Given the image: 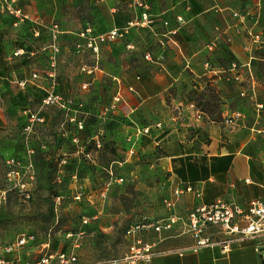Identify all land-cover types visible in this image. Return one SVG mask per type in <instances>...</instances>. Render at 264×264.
<instances>
[{"label": "crops", "instance_id": "crops-1", "mask_svg": "<svg viewBox=\"0 0 264 264\" xmlns=\"http://www.w3.org/2000/svg\"><path fill=\"white\" fill-rule=\"evenodd\" d=\"M18 2L30 18L37 19L41 39H46L43 24L54 18L67 21L57 3L42 1L37 9L35 0ZM257 4L258 0L91 1L87 15L100 32L101 51L116 60L112 73L119 107L135 125L150 127L145 147L163 151V163L171 171L170 196L174 189H182L175 198L182 207L186 201L192 207L222 200L247 208L251 200L264 198V103L256 98V66L264 56L252 58L255 44L248 35L249 30L257 31L256 12L261 11ZM235 11L246 13L243 22L233 16ZM144 12L152 22L128 26L139 23ZM74 17L70 21L76 29L79 23ZM0 26L5 27L2 21ZM113 28L122 35L111 38ZM9 30L10 34L0 33V84L22 91L14 82L26 79L25 69L16 63L22 58L11 56L18 46L16 32L22 30ZM147 51L152 60L145 59ZM235 74L243 84L232 78ZM242 88L244 96L239 94ZM186 194L193 195L192 202ZM42 238L35 236L0 253L24 264L37 256ZM261 247L264 236L244 237L232 241L226 253L219 245L201 246L196 251L162 250L146 260L111 264H261ZM77 252L92 264L84 242Z\"/></svg>", "mask_w": 264, "mask_h": 264}, {"label": "rangeland", "instance_id": "rangeland-1", "mask_svg": "<svg viewBox=\"0 0 264 264\" xmlns=\"http://www.w3.org/2000/svg\"><path fill=\"white\" fill-rule=\"evenodd\" d=\"M35 1L37 9L42 1L57 3L67 21L51 20L59 28L58 51L52 67L43 48L48 44L46 33L44 40L40 34L33 37L16 32L17 47L32 52L24 54L16 63L25 69L24 78H30L32 72L38 78L32 83L26 82L22 91L0 84V188L4 186L5 160L25 157L27 148L32 149L34 173L28 199L7 192L0 203V250L20 234L41 238L50 229L59 239L60 233L78 227L79 216L85 210L97 216L96 226L92 224L95 229L83 239L85 256L92 264H111L114 259L129 254L133 238L124 232L128 224L165 221L171 213L177 220L169 229L140 230L138 237L151 243L152 251L190 249L196 242L187 224L191 204L186 201V208L178 203L173 210L166 208L164 199L170 197L172 185L171 171L163 163V151L158 146L146 148L147 133L137 139V125L132 116L119 107L120 99H115L120 96L119 89L112 73L116 60L105 56L100 45L97 53L86 45L87 36L100 33L87 15L94 0ZM258 3L256 7L261 11L256 12L257 30L264 32V0ZM73 15L79 23L76 29L70 21ZM1 21L5 26H0L1 35L8 34L11 27L6 19ZM89 27L90 32H86ZM49 71H52L51 77L47 75ZM256 78V98L264 103L262 60L257 61ZM50 80L54 81L53 92L59 99L57 103L42 105L44 93L38 86L47 87ZM211 96L216 100V95ZM24 109L39 110L44 119L34 123L28 133L23 132ZM63 157L66 163L58 165ZM73 172L76 178L71 176ZM77 190L83 195L90 194L91 204L75 202L73 195ZM56 195L60 196L57 203ZM185 199L192 202L194 197L186 194ZM215 232L208 228L204 234L214 239Z\"/></svg>", "mask_w": 264, "mask_h": 264}, {"label": "built area", "instance_id": "built-area-1", "mask_svg": "<svg viewBox=\"0 0 264 264\" xmlns=\"http://www.w3.org/2000/svg\"><path fill=\"white\" fill-rule=\"evenodd\" d=\"M0 14L8 15L11 18L10 27L12 29H21L22 25H27L25 31H21L22 35H31L33 37H38L40 34V29L38 26L33 24L37 23L36 18H30L28 14L23 10L22 6L19 4L18 0H0ZM233 16L239 19L241 22L244 21L246 13H241L238 11L233 12ZM142 20L138 22H129V25L135 24H149L152 19L145 12L141 14ZM179 21H182L181 17H178ZM164 24L167 22L164 21ZM40 25V24H39ZM43 29L48 35V44L45 45L47 56L49 58V66L52 67L55 60V53L58 51L57 48V37L59 34L58 25L55 22H49L48 24H43ZM90 28H86V32H90ZM170 32V31H169ZM168 32V33H169ZM27 33V34H25ZM84 35V33H81ZM122 33L117 28H113L109 31V36L111 38L121 36ZM249 38L252 43L255 44L253 50L264 49V32L249 30ZM101 35H89L86 37V45L90 50L97 53L99 42L101 40ZM160 44H163L161 41ZM24 54H32L31 51L24 49L23 47H16L12 52L13 57H22ZM256 55L252 54V58ZM145 59L152 60V55L147 51L144 55ZM160 58L156 57V60ZM264 58V57H263ZM208 66V63H207ZM236 67L232 64V68ZM49 77L52 75V71L47 73ZM34 78H38L37 74L32 72L30 78L17 79L15 84L18 87H24L26 82L32 83ZM232 78L240 84H243V79L239 74H235ZM54 81L50 80L47 87L39 85L38 87L43 91V96L41 98L42 105H50L58 102V95L53 92ZM131 89V88H130ZM241 96L246 95V91L242 88L239 92ZM116 100L120 99V96L115 97ZM23 114L25 115L26 123L23 126V132H30V128L34 123L43 122V116L40 111H32L30 109H24ZM137 127V139L140 134L149 132V126H136ZM76 140L75 138L73 139ZM134 151L131 148V153ZM32 149H26L25 157L13 156L5 160L6 171L4 175V186L0 188V203L5 200L7 192H14L21 199H28L30 193L33 189L34 184V173L31 162ZM87 155V154H86ZM66 163V158H61L58 165ZM60 171V170H59ZM110 174L112 172L110 171ZM76 178V173L73 172L71 175ZM119 179V178H118ZM117 179V180H118ZM56 180L59 181L58 176ZM120 182V181H118ZM190 190V187L186 188ZM182 189L176 188L173 191V196L164 199V204L168 210L174 209L175 198L181 194ZM58 195L55 196V203L59 200ZM73 200L75 202L87 201L91 204V195H83L81 190L75 191L73 195ZM97 219L96 215H93L91 211H83L79 216V225L74 230H67L60 233L58 243L59 246L55 249L50 248L51 236L50 229L45 233V236L41 240L42 248L37 253V256L32 259V261L26 260L24 264H91L79 258L77 249H79L83 242L84 237L88 234L89 227H92V223ZM177 220L175 214H169V216L164 220H145L143 222L130 223L125 228V234L133 238V243L129 247V254L124 257L114 259L112 263L120 260L136 261L139 259H148L153 254L159 251H152V244L148 241L142 240L138 237L137 233L144 229H153L155 232H159L164 229H169ZM188 229L195 238V244L191 247L192 250L196 251L201 246H221L222 253H226L229 250V244L238 239L244 237H256L264 236V198L263 199H253L248 203L247 208H242L239 205L227 203L222 200H217L212 204H198L192 206L187 215ZM212 228L216 234L214 239L211 236H207L204 232ZM137 235V236H136ZM35 239L33 234H20L14 241L2 249L3 252H10L14 246H21L28 240ZM61 242V244H60ZM62 245L64 247L62 248ZM0 264H20L18 257L4 258L0 253Z\"/></svg>", "mask_w": 264, "mask_h": 264}, {"label": "trees", "instance_id": "trees-1", "mask_svg": "<svg viewBox=\"0 0 264 264\" xmlns=\"http://www.w3.org/2000/svg\"><path fill=\"white\" fill-rule=\"evenodd\" d=\"M7 17H8L9 19H8ZM3 19H6L7 23H8L9 26H10L11 18H10L8 15L0 14V21L3 20ZM26 27H27V25H22L21 30H22V31H23V30L25 31ZM19 33L22 35L21 31H19ZM25 34H27V33H25ZM254 53H255V55H256L258 58L263 57V56H264V49H256V50L254 51ZM257 53H262L263 55H262V56H258ZM18 92H19V91H18ZM18 94H19V93H18ZM12 103H13V104L16 103V101H15L14 98H12ZM94 229H95L94 227H89L88 230H94ZM51 234H52V233H51ZM44 236H45V234H44ZM44 236H43V237H44ZM57 243H58V239L55 238V237L52 235V236H51L50 248H51V249H55ZM63 247H64V245H62V248H63Z\"/></svg>", "mask_w": 264, "mask_h": 264}, {"label": "water", "instance_id": "water-1", "mask_svg": "<svg viewBox=\"0 0 264 264\" xmlns=\"http://www.w3.org/2000/svg\"><path fill=\"white\" fill-rule=\"evenodd\" d=\"M262 250H264V247L260 248V251H262ZM261 264H264V260L263 259H261Z\"/></svg>", "mask_w": 264, "mask_h": 264}]
</instances>
